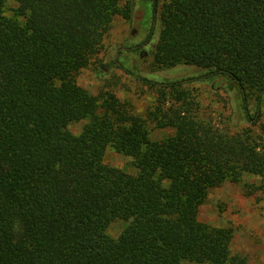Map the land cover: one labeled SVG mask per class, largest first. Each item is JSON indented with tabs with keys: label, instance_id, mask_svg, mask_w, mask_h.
<instances>
[{
	"label": "trees",
	"instance_id": "16d2710c",
	"mask_svg": "<svg viewBox=\"0 0 264 264\" xmlns=\"http://www.w3.org/2000/svg\"><path fill=\"white\" fill-rule=\"evenodd\" d=\"M4 1L0 264H251L232 253L231 227L204 223L198 212L209 189L225 181L264 200V122L257 131L217 125L199 114L184 84L225 76L245 110L253 93L259 108L264 0H167L154 65L204 72L164 83L136 76L158 88L144 114L111 91L92 95L77 82L113 16L130 17L122 0H14L21 22L5 15ZM152 4L155 21L158 0ZM148 122L174 132L152 140ZM107 147L131 157L135 171L105 163ZM115 220L123 228L113 237L107 229Z\"/></svg>",
	"mask_w": 264,
	"mask_h": 264
},
{
	"label": "rangeland",
	"instance_id": "374dc122",
	"mask_svg": "<svg viewBox=\"0 0 264 264\" xmlns=\"http://www.w3.org/2000/svg\"><path fill=\"white\" fill-rule=\"evenodd\" d=\"M167 0H158L155 21L151 16V4L147 0H122L120 7L128 5L130 17L113 16L102 39V49L89 66L77 75L78 84L90 94L97 95L101 91H111L132 106L135 113L144 114L156 102L158 88L149 86L136 76L150 81L164 83L197 76L203 69L192 65L178 64L173 67L160 68L153 63V52L160 30V13ZM4 13L7 17L23 18L17 13L14 0L4 1ZM154 21V23H153ZM151 28L152 36L143 42ZM142 43L140 47H129ZM115 61L121 65L117 66ZM185 88L196 96L199 103L197 111L215 124L228 127L231 131L252 128L257 131L259 124L264 122V94L259 108L256 109L255 94H250L243 108L241 92L237 85L225 76H215L207 80L185 83ZM260 115L256 125L255 113ZM87 120L70 125L77 133ZM152 140H161L173 134L172 128H156L147 123ZM104 162L133 173V159L107 147ZM244 181L255 179L244 176ZM198 219L217 227H231L233 237L231 251L245 258L251 264H264V200H256L253 196L242 194L241 185L225 181L219 187L211 188L199 207ZM123 228V222L115 220L109 225L107 232L116 237ZM184 264H196L185 262Z\"/></svg>",
	"mask_w": 264,
	"mask_h": 264
},
{
	"label": "flooded vegetation",
	"instance_id": "af4514ba",
	"mask_svg": "<svg viewBox=\"0 0 264 264\" xmlns=\"http://www.w3.org/2000/svg\"><path fill=\"white\" fill-rule=\"evenodd\" d=\"M147 1H149L150 4H151V13H152V8H153V4H152V2H154V0H147Z\"/></svg>",
	"mask_w": 264,
	"mask_h": 264
}]
</instances>
